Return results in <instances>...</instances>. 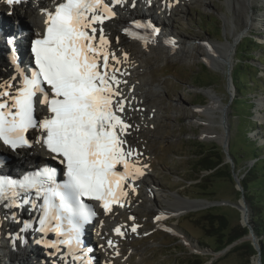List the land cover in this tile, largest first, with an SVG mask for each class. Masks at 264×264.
I'll return each mask as SVG.
<instances>
[{"label": "snow or ice", "instance_id": "1", "mask_svg": "<svg viewBox=\"0 0 264 264\" xmlns=\"http://www.w3.org/2000/svg\"><path fill=\"white\" fill-rule=\"evenodd\" d=\"M24 2L6 0L9 6ZM125 3L53 0L54 11L41 9L45 28L31 41L34 68L30 73L18 69L14 38L8 41L15 74L0 82V142L14 152L40 146L63 165L64 180L57 183V170L47 167L19 179L0 177V202L8 208L29 203L36 207L35 201L27 199L34 193L42 200L37 231L63 233L67 239L62 243L70 249L82 248L83 226L97 215L85 200L98 202L105 214L114 205L123 207L129 191H136L134 182L148 168L141 164L142 154L126 139L131 125L124 118L127 101L120 85L127 81L117 76L124 75L116 67L122 61L104 29L105 21L116 15L115 7ZM131 6L135 7V0ZM134 27L151 29L153 37L159 32L151 23L136 21ZM124 31L148 42L132 29ZM166 43L175 47L174 41ZM127 60L125 53L123 61ZM30 131L36 133L34 139L27 136ZM137 228L133 224L130 231L136 233ZM114 233L126 235L121 227ZM107 245L117 247L111 239Z\"/></svg>", "mask_w": 264, "mask_h": 264}, {"label": "rangeland", "instance_id": "2", "mask_svg": "<svg viewBox=\"0 0 264 264\" xmlns=\"http://www.w3.org/2000/svg\"><path fill=\"white\" fill-rule=\"evenodd\" d=\"M154 12L152 22L155 20L159 27L172 34V40H177L180 43L179 35L186 39L187 43L181 44L182 47L188 46V44L193 45V43L198 47L206 43L219 46L220 43L230 41L234 50L230 68L227 64L217 67L206 57L196 52L191 56L174 53V57L165 58L163 53L159 54V50L148 53L150 61L144 64L142 61L143 51L137 43L132 45V49L135 51L134 58L143 66L145 77L151 78V80L155 79L153 85H156L157 89L159 88L157 90L159 92L155 94L158 96L155 109L157 107L161 109H157L159 120L153 124L154 136H151V143L147 145L148 155L145 157L147 163L151 165L147 171L158 188L160 187V194L165 200L168 198L187 201L203 199L237 204L241 200L242 191L239 190V186L234 180L217 181L209 190L213 195L202 197L197 189L191 187L195 181L187 180L190 177L187 168L193 152V148L190 147L193 140L204 142V147L219 145L223 152L226 149L228 155H235L237 144L244 137L241 135L243 127L248 123L246 115H251L250 119L257 123L246 136L252 140L256 138L257 144H262V156H264V61L260 64L255 60L258 56L264 57V25H262L264 23V0H252L251 9L247 8L246 3L242 0H188L179 2L170 15H160L157 11ZM155 16H158L159 19H156ZM250 22L253 25L249 27ZM155 36L153 39L157 38V35ZM249 38H252L256 44L249 42ZM165 41L167 40L165 39ZM243 49L245 52H250L253 49L250 53L255 58L250 60L247 53H242ZM132 58L130 57L131 60ZM238 58L244 61L239 62ZM2 60L4 58L0 59L2 63L0 68L9 69L10 67L6 66L7 63ZM131 60L129 63L133 69L134 60L132 62ZM248 63L256 66L258 72H254ZM235 75L239 76L238 81L234 80ZM255 82H258L263 88L254 86ZM235 83L238 89L235 88ZM230 95L233 96V99L237 97L236 103L233 99L229 101ZM247 99L249 100L247 101ZM214 100L218 101V109L212 116L210 106ZM224 106L227 109L225 115V127L228 134L226 148H222L221 145V142H224L226 138L225 128L219 124L221 118L219 109ZM216 133H224V139H218ZM161 134H165V137H161ZM238 151L241 152V149ZM239 159L241 168H244L245 165L251 166L255 161L249 160L244 153L239 155ZM230 160L233 163L231 155ZM230 160L225 154V161L231 164ZM235 173L238 177V171ZM260 181L255 180L252 185L255 190V200L260 199L259 203L264 205V192H259ZM142 190L140 200L128 207L132 210V214H129L130 210H128L129 212L118 210L113 212L111 217H105L100 223L104 228L122 223L128 227L132 223L130 220H133L130 217H134L133 221L138 225L137 232L129 233L119 240V254L116 255L119 259L129 258L130 264H182L187 255L201 253L204 256L203 259L210 257L205 264H255L254 256L248 257L246 252H243L242 256L239 252H228L224 255L232 246L238 244L239 240L218 252L219 254L210 249L214 248L213 239L202 234L192 222L190 214H198L211 206L201 208L203 203L200 202L202 206L199 208L178 211L174 214L163 210L164 216L160 212V207L167 205L165 201H157L152 195L156 191L155 188L149 186ZM251 199L254 200V197ZM246 202L249 210L248 223L250 224L254 207L248 201ZM216 207L219 208L212 209V211L224 214L231 225L240 223L245 226L241 221L240 211L234 206L225 203L216 205ZM256 208L257 212H261V219L264 220V207L257 205ZM166 214L168 215L166 216ZM157 216L162 218L156 220ZM109 230L110 228L107 232ZM255 237L259 243L260 238L256 235ZM104 239L105 236H102L98 242V244L103 243L102 248L106 242ZM201 243H204L206 247ZM3 259L0 258L1 264ZM110 259H112V254L109 251H105L102 256L98 255L97 257V261L100 263L103 260L109 263ZM112 261L110 260V263ZM33 262L31 259L29 263L25 264H38V262Z\"/></svg>", "mask_w": 264, "mask_h": 264}, {"label": "bare ground", "instance_id": "3", "mask_svg": "<svg viewBox=\"0 0 264 264\" xmlns=\"http://www.w3.org/2000/svg\"><path fill=\"white\" fill-rule=\"evenodd\" d=\"M188 1V0H158L159 4H156L155 1H152V8H156L157 10H161V13H164L165 15H170L172 11L178 6L179 2ZM246 3L247 8H252V0H242V2ZM110 2V0H108ZM140 2H144V0H135V7H132V0H126V3L123 6L117 5L114 9L116 15L111 18L110 20L105 21L104 29L105 32L108 35V39L111 42V46L113 50L116 52L118 57L121 59V64L116 65L120 69L121 73H124V75H120V73H117V76L119 79L127 81L126 84H121L120 89L123 93L124 98L126 99V110L124 113L125 120L131 125V128L129 129L130 135L126 137L128 140L129 145L131 147L135 148L136 151L142 154L140 157L141 164H147L146 155H148V147L151 136L154 134L153 130H155L153 124L157 123L158 119V111L155 109L156 100L158 96L155 94L159 91V88L157 89V86L153 85V80L151 78L148 79V77H145V73L143 71V66L140 62L136 61L134 58L135 51L132 49V45L134 46L135 43L139 45L141 50L143 51V62L144 64L149 63L150 58L148 59V53H151L153 50H159V54H164L165 58L168 57H174L173 55L176 54H187L192 55L193 53H198L199 55H202L206 57L208 60H210L211 63H213L217 67H222V65H228L229 68L232 67V58H233V50L234 46L228 41V43H220L219 46L210 45L206 43L205 45L198 47L195 46L194 43L188 44V46L182 47L181 44L185 45L187 43L186 39L183 36H178L181 39V42L177 40H172L173 35L168 33L164 28H161L158 26L157 22L154 20V25L157 29H159L158 34H162V37H159L157 35V38L153 39L152 41H149L145 43L144 41L140 39L133 38L131 36H128L125 34L124 29H132L131 25L136 17L139 16L140 10L139 8L142 5H139ZM145 3H148V0L145 1ZM171 3V7H168V4ZM139 5V7H138ZM36 5H21V6H7L3 4V0H0V25L3 28L4 34H12L13 37H19L22 35V32H20L19 29H16L15 27L11 26V24L5 23V18L8 20V18H11L12 20H22L26 23L27 28L29 26H32L34 29L38 27L40 24L39 21V12L35 7ZM47 5H45V0L39 1V7L45 8ZM11 11V16L6 15L7 13ZM146 17V14L143 16ZM149 17V16H148ZM152 22V18H150ZM247 21V20H246ZM252 22L248 25L249 27L252 26ZM264 25V23H262ZM41 26V24H40ZM144 29V28H143ZM146 32L151 31V29H144ZM169 39V41L175 42V47H173L171 44L166 43L165 39ZM2 45V44H1ZM204 47V48H203ZM198 48L199 52H198ZM20 53H22L23 49L19 50ZM10 51L6 47L0 46V59L6 58V55ZM123 54H127L128 60L127 62L123 61ZM130 57H133V66L132 69L131 63H129ZM131 60V62H132ZM154 60V59H153ZM8 61V58H7ZM147 67V66H146ZM9 68V67H8ZM10 69V70H9ZM7 69L6 67L0 68V82L8 81L9 78L13 76L11 68ZM5 70V71H4ZM147 75V74H146ZM7 77V79H6ZM4 80V81H3ZM234 93V92H233ZM159 99V98H158ZM218 99V98H217ZM160 102V101H159ZM261 102V101H260ZM168 104V103H167ZM180 104V103H179ZM218 101L214 100L213 104L210 106V110L212 111V116L215 115V110L218 109ZM159 105V104H158ZM221 111V118L219 121V124L222 128H225L226 126V111L227 109L222 107L219 109ZM161 113V112H160ZM162 115V114H161ZM165 116L167 114H164ZM162 117V116H161ZM160 117V118H161ZM164 119V118H163ZM224 119V120H223ZM157 129V128H156ZM224 130V129H223ZM156 132V131H155ZM159 132V131H158ZM166 132V131H165ZM158 134V133H157ZM217 138L220 140L224 139V133H216ZM36 135V133H35ZM156 135V134H155ZM162 135V134H161ZM154 136V135H153ZM157 137V135H156ZM161 137H165V134ZM152 146V145H151ZM1 147V146H0ZM2 148V147H1ZM151 148V147H149ZM151 151V150H150ZM45 150L42 149L40 146H34L33 148H30L26 151L20 152V153H14L12 157L16 156L15 160V167L19 169H27L28 165L32 164L36 161H44L46 157ZM148 165H150L148 163ZM151 166V165H150ZM152 169V168H151ZM135 184L140 185V187H135L136 191L135 193H132L129 191V197L127 202L124 204V207L126 204H134L138 200H140V195L142 194V189L151 186V188H155V192L152 193V195L155 197V199L163 200L166 202V207H160V212L162 213L163 210L174 214L178 211H184L191 208H199L201 207L200 201H194V200H182V199H174L170 200L169 198L167 200L164 199L163 195L160 194L161 190L160 187L158 188V185L154 181V179L150 176L147 169L145 170L144 176L140 177L138 180L134 182ZM16 211H9L5 214V219L1 223L0 229L2 230V238H0V242L2 243V246L0 247L2 254L0 255V258H4L2 264H25L29 263L31 261V258H29V254H35V256H38V253L43 252L45 248H39L34 247V249L28 251L23 246H21L17 241L12 242L10 241V238H5L4 240V234L5 233H14L19 228L14 227L13 222L11 221V214H14ZM22 210H19L17 213L21 212ZM243 215L245 214L244 209H242ZM163 214V213H162ZM110 215V212L108 214H105L104 211H100V218L99 220L102 221L105 218ZM164 215V214H163ZM168 214H166L167 216ZM165 216V215H164ZM111 217V216H110ZM109 219V218H108ZM164 220V219H163ZM107 226V225H106ZM119 227L122 228V230L127 234L131 233L129 229L126 228V226L120 224ZM113 229L107 234L106 230L104 231V228L100 225V222L97 221L96 229L100 235V238L102 236H105V241L107 242L110 238L115 244H119L118 235L114 233L113 225L110 227ZM13 229V230H12ZM107 229V228H106ZM12 230V231H11ZM104 238V237H103ZM102 242V241H101ZM119 247V246H118ZM106 249L111 250V253H113V264H130L129 258L119 259L116 257V251L118 248H110L107 247ZM105 251L101 248H95V255H103ZM53 262L58 263L56 259H52ZM110 261V260H109ZM1 264V263H0ZM45 264H48V261H45Z\"/></svg>", "mask_w": 264, "mask_h": 264}, {"label": "trees", "instance_id": "4", "mask_svg": "<svg viewBox=\"0 0 264 264\" xmlns=\"http://www.w3.org/2000/svg\"><path fill=\"white\" fill-rule=\"evenodd\" d=\"M209 29L211 30L210 27ZM248 40L249 42L256 44L252 38H249ZM251 51H253V49H251ZM250 52H245V49L242 50L243 54L247 53L248 58L253 60L255 57ZM243 54L241 55L243 56ZM255 60L262 64L264 57L258 56ZM238 61L241 62L244 60L238 58ZM248 66H250L254 72H258L256 66L251 65L250 63H248ZM234 80L238 81L239 76L235 75ZM254 86L263 88V86H260L258 82ZM235 88L238 89L236 83ZM248 100L249 99H247V101ZM233 101L236 103L237 97H235ZM250 116L251 115H246L248 123L243 127V133H241V135L244 137L237 144L236 154H230L233 160V166L225 161V154L219 145L214 144L212 147H204V142L195 140L191 142L190 147L193 148V152L191 153L189 167L187 168V171L190 174V177L187 180L195 181L191 187L197 189L199 191V195L202 197H209L213 195L212 191L209 190L217 181L225 179L232 181V174L238 171V177L243 188L244 197L246 201L251 203L254 207L252 210L253 213L250 220V225L252 226L255 235L260 238L259 244L261 247V261L262 264H264V220L261 219V212H257V208L255 209L257 205L263 207L264 205L259 203L260 199L255 200L256 195L254 193V186L252 185L255 180H261L259 192H264V156H262V144L258 145L256 138L255 140H252L246 136L249 130L254 128L257 124L255 120L250 119ZM242 141L245 143H241ZM238 149H241V152H239ZM242 153H244L246 157L249 158V160H255L251 166L245 165L244 168H241L239 164V155ZM251 197H254V200L251 199ZM215 208L219 207L211 206L210 208H207L198 214L191 213L190 218L205 237L213 239L214 248H208L213 251H221L246 235L248 233V229L247 227L242 226L240 223L231 225L229 219L224 214L212 211V209ZM201 244L206 247L204 243ZM228 252H239L241 256L243 252H246L248 257L254 256L256 254V251L250 244V241L239 242L238 244L232 246L224 255H226ZM203 257L204 256L201 253L189 254L184 257L182 264H205L210 257L207 256V259H203Z\"/></svg>", "mask_w": 264, "mask_h": 264}, {"label": "water", "instance_id": "5", "mask_svg": "<svg viewBox=\"0 0 264 264\" xmlns=\"http://www.w3.org/2000/svg\"><path fill=\"white\" fill-rule=\"evenodd\" d=\"M231 99H233V96L232 95H230L229 101ZM224 108H226V106H224ZM224 133H225V137L226 138H225V141L224 142H221L222 148H226V146H227L226 145V139H227L228 134H227V128L226 127H225V130H224ZM224 152H225L227 158L230 160V155H228L226 149L224 150ZM231 165L233 166L232 161H231ZM232 178L235 181L236 185L239 186V190L242 191V195L240 197L241 200H240L239 203L234 204V203H230V202L208 201V200H203V199H194V201H200V202H202L203 203V206L201 208H206V207L216 206V205H222V204H225V203L226 204H229V205H232L235 208H237L240 211V214H241V221L244 222L245 227H247V229H248V233L246 235H244L242 238H240L239 241L240 242H242V241H250V244L252 245V247L256 251V254L253 257L255 259V264H262L260 244L258 243V241H257V239L255 237V234H254V231L252 229V226L248 223L249 210H248V207H247V202L245 201V198L243 196L242 186L240 184V181H239L236 173H233L232 174ZM242 209H244V211H245V214L244 215L242 214ZM218 252H220V251H217L215 253L219 254Z\"/></svg>", "mask_w": 264, "mask_h": 264}]
</instances>
